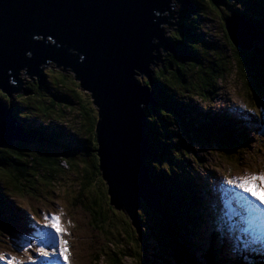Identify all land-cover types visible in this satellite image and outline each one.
<instances>
[{
  "label": "trees",
  "instance_id": "obj_1",
  "mask_svg": "<svg viewBox=\"0 0 264 264\" xmlns=\"http://www.w3.org/2000/svg\"><path fill=\"white\" fill-rule=\"evenodd\" d=\"M238 1L242 6L231 5L232 0H189L180 11L176 29L168 37L172 51L153 71L151 80L140 79L152 93L153 104L144 111L149 141L147 169L162 196V210L155 213L140 202L137 215L142 229L132 235L134 246H128L123 253L124 259L130 256L136 264H264V259L257 256L254 262L230 260L225 249L218 250L223 235L216 229L208 242L211 210L203 209L200 202L203 214L197 211L194 201L197 202L201 186L197 171L187 161L189 158L195 166L205 167L206 157H198L196 148H199L213 149L229 163L235 162L251 146L250 124L258 123L246 114L251 111L264 114V0ZM229 17L253 33L257 44L251 51H241L231 41L226 29ZM206 22L222 26L225 47L214 41L204 27ZM238 72L243 74L241 81L236 77ZM233 76V81L246 85L249 93L245 113L237 118L226 109L216 111L213 107L222 98L218 84ZM199 77L202 86L197 82ZM67 78L65 69H56L44 74L43 85H28L14 98L0 91V100L6 105L14 100L10 106L23 137L0 148V232L19 234L27 238V244L46 246L48 241L55 248L56 239L53 235L45 239L35 224L31 226L35 230H30V221L10 198L25 199L31 195L28 190L46 180L57 187L54 177L70 169L81 178L80 190L89 191L98 214L94 217H108L102 206L105 202L114 219L119 212L121 220L128 219L134 227L130 215L127 217V212L111 203L108 186L106 190L99 185L103 177L97 156L98 113L93 99L77 91L80 83L75 77H69L70 81ZM61 87L67 88L68 93L60 92ZM70 113L77 116L66 117ZM259 125H264V118ZM114 261L122 264L119 258Z\"/></svg>",
  "mask_w": 264,
  "mask_h": 264
},
{
  "label": "water",
  "instance_id": "obj_2",
  "mask_svg": "<svg viewBox=\"0 0 264 264\" xmlns=\"http://www.w3.org/2000/svg\"><path fill=\"white\" fill-rule=\"evenodd\" d=\"M168 1L0 0V90L18 93L30 76L22 68L36 72L46 60L45 67L65 69L78 80L97 107V156L111 203L130 215L137 231L140 200L155 213L162 210L161 194L147 169L144 111L153 104L152 93L138 76L151 80L159 63L153 65L155 53L160 49L162 58L172 51L161 48L168 45L161 29ZM230 25L227 19L235 47L251 51L256 43L253 33L248 29L242 38ZM10 73H18L22 85L15 82L11 88ZM11 115L0 100V147L23 138Z\"/></svg>",
  "mask_w": 264,
  "mask_h": 264
},
{
  "label": "rangeland",
  "instance_id": "obj_3",
  "mask_svg": "<svg viewBox=\"0 0 264 264\" xmlns=\"http://www.w3.org/2000/svg\"><path fill=\"white\" fill-rule=\"evenodd\" d=\"M171 2V4L175 5V7H173L174 13L171 16L168 14H165L166 16H163L165 19L168 18V21L162 24L161 28L166 37H170L171 33L176 29L177 22L180 21V11L183 9L182 4L176 2L175 0H171ZM234 3H236L238 6H242L241 2L238 0H236V2L235 0H232L231 5H233ZM228 22H230V24L234 25L236 28H239V24L234 21L232 17L228 18ZM232 25L230 26L233 28ZM204 27L207 31H209L211 37L214 39V41H216L218 45L225 47V36L221 25L219 26V24L216 22L213 24L206 22ZM245 30L246 28L244 26H240V33L237 31L236 32L243 38L242 31ZM225 51L229 53L227 49H225ZM166 54L167 53L162 56L161 61H159L155 70L162 65V60L166 58ZM56 69L62 70L61 68L57 67H44V70L41 71L40 76L36 74L30 75L25 80L21 90L18 93L9 96L14 98V96L19 95L20 93L22 94L24 89L28 85L32 87H40L41 85H43L41 82H43L44 80V74L47 71ZM236 72L237 71H235V73ZM65 75L68 77V80L69 77H74L66 70ZM242 75L243 74L241 72H238V76L236 77H238L240 80ZM141 77L142 76H138V79H141ZM231 78L232 79L227 82L218 84V87L222 89V98L221 100L214 102L213 107H215L218 103L225 99L226 106L230 110H233V113L235 112L237 114L240 110H243V105H245V103L248 104L247 97L249 96V93L247 86L245 85L244 87L240 82L241 80L234 82V76ZM145 79L147 80V77H145ZM197 79V82L202 86V77H199ZM76 82L79 83L78 80H76ZM74 85L77 84L74 83ZM72 86V84H68V87ZM240 88L244 90V93ZM58 89L62 93L67 92L68 90L65 87H61ZM78 90L83 92L86 95V98H91L87 91L82 90L81 87L78 88L77 91ZM42 93L44 96H47V93L45 91H43ZM13 101L14 100H12L11 102ZM11 102L7 104L9 106V109L11 108ZM225 104H223V106H225ZM204 105L206 104H202L201 107H204ZM209 105H206V107H209ZM95 108L96 112L98 113L97 107ZM216 111H219V109H216ZM76 116V113H70L66 117ZM78 119H82L80 115ZM52 123L53 125L56 124L55 122ZM62 125L70 129V127H68L67 125ZM72 125L75 126L77 125V123L74 121ZM96 128L97 125H95V130ZM248 131L251 136V146L248 148V151L239 159H236L235 162L229 163V161L225 160L221 154L217 153L213 149L202 151L199 148H196L198 151V157L201 158V155L206 157L205 167L201 164V166H195L196 164L189 158L187 159V161L188 163H190L191 167L194 168L202 177L207 178L212 174L215 177L214 185L216 187V190L214 192V189H210V191L214 195L212 201V209L218 211L225 207L224 210L219 213L220 220L226 221L227 224V228L223 233H225L229 238H232L231 229H233L234 233L237 234V236H243V238L248 241V244H254L257 242V236H255L256 231L254 230L250 233L242 232V229H244L243 225H245L243 220L246 216L244 205L246 203L254 202L250 201L249 197L246 194L245 195L248 198L244 199L240 195L241 191L237 190L235 187L227 185L224 182L225 177L229 179H238L245 175L264 174V141L257 135V126H251ZM13 142L16 141L8 142V145L12 144ZM3 146L6 147L5 145ZM65 165L66 164H64V166ZM76 173L77 171L70 169L67 172L63 173L60 177H54L55 182L58 185L57 187L54 186L53 183H51V180H46L44 182L38 183L33 190H28L31 195L26 196L25 199H21V197L19 196H14L11 197L10 200L11 202H13L15 208H18L30 221V226L36 225L40 227V230L45 233L43 235L45 238H47V240L50 239L51 235L55 237L56 247L58 246V238L51 227H43V225L45 224L43 214H47L49 218L53 214L59 217L58 226L62 230V238L67 241L70 264H119L117 261H114L116 258H119L122 264H136L134 258H131L130 256H127L126 259L123 258V253H125L126 248L128 246H134L132 237L134 238V236L136 235V231L133 230L134 227H132L131 222H129L128 219L126 222H123L121 220L122 214L119 212L118 217L114 219L113 214L110 212L111 210H109L110 207L107 206L105 202L102 206L108 212V217L105 219H102L101 216L94 217V215L97 216L98 214L95 213V210L93 208L92 197L90 196L87 189L83 192L80 190L81 178H78L76 176ZM103 180L100 181L99 185L107 190L105 180ZM255 183L259 184L260 182L256 181ZM217 186L220 188L217 189ZM203 194L204 192L200 190V197L196 196L197 202L194 201V204H196L197 206V211L201 214L203 213L201 212L202 210H200V202L203 205V209L208 207V204H206L202 199ZM46 196H49V199ZM107 201L109 200L107 199ZM140 202L144 201L140 200L139 205ZM232 203H234V214H232L233 212L231 209ZM218 204H222L223 207L221 209L218 208ZM212 209L211 214L215 212ZM126 216L128 217L127 214ZM235 217H237L238 219L236 220ZM216 219H218L217 216L216 218H212L211 221L213 223H216ZM96 222H98L100 229ZM31 228L34 229L33 227ZM216 230L218 229L216 228ZM120 233H124L125 235L121 236ZM6 234L7 233L4 231L0 232V255L6 258H14L16 261L22 262V264L30 263V257L34 258L37 263L43 261L41 259L42 257L37 255L34 251L37 247H44L46 250L52 249V247H46L43 245H35L31 243L27 244V238L21 237L19 234ZM133 234L135 235L132 236ZM247 235H251L254 237H247ZM259 236L260 239L264 238V236H262L260 233ZM228 240L229 239H227V241ZM228 256L229 258L232 257L231 254H229ZM0 262L2 264H7L6 259L0 260ZM59 264H63V261L61 259L59 261Z\"/></svg>",
  "mask_w": 264,
  "mask_h": 264
},
{
  "label": "snow or ice",
  "instance_id": "obj_4",
  "mask_svg": "<svg viewBox=\"0 0 264 264\" xmlns=\"http://www.w3.org/2000/svg\"><path fill=\"white\" fill-rule=\"evenodd\" d=\"M259 181V184L255 182ZM224 182L237 190L246 194L250 201L254 203H246L244 205L245 218L243 222L246 227L242 229L243 233H250L252 231L259 232L264 236V174L245 175L238 179H229L225 177ZM44 215L45 224L43 227H51L58 238V246L52 248L50 251L44 247H37L34 251L37 255L47 260L53 256H59L63 261V264H70V258L68 254L67 241L62 238V230L58 226L59 217L55 214L49 216ZM237 241H240V237H236ZM27 251V250H26ZM7 260V264H22L20 261H16L14 258H6L0 255V260ZM30 264H37V261L30 257Z\"/></svg>",
  "mask_w": 264,
  "mask_h": 264
},
{
  "label": "bare ground",
  "instance_id": "obj_5",
  "mask_svg": "<svg viewBox=\"0 0 264 264\" xmlns=\"http://www.w3.org/2000/svg\"><path fill=\"white\" fill-rule=\"evenodd\" d=\"M238 22H239V21H238ZM238 27H239V26H238ZM237 30L240 31V27L237 28ZM242 32H243V33H247L248 31L245 30V31H242ZM48 42L51 43V44H54L55 40H51V39H50V41H48ZM161 198H162V196H161ZM208 213H209V212H208ZM208 215H209V214H208ZM41 237H42V236H41ZM43 237H44V236H43ZM44 238H45V237H44ZM45 239H47V238H45Z\"/></svg>",
  "mask_w": 264,
  "mask_h": 264
}]
</instances>
